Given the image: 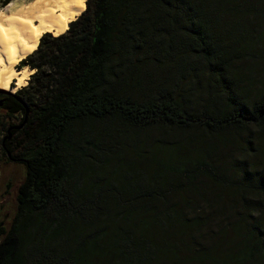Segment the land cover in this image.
Masks as SVG:
<instances>
[{
  "label": "trees",
  "instance_id": "obj_1",
  "mask_svg": "<svg viewBox=\"0 0 264 264\" xmlns=\"http://www.w3.org/2000/svg\"><path fill=\"white\" fill-rule=\"evenodd\" d=\"M84 4L0 92V264H264V0Z\"/></svg>",
  "mask_w": 264,
  "mask_h": 264
},
{
  "label": "bare ground",
  "instance_id": "obj_2",
  "mask_svg": "<svg viewBox=\"0 0 264 264\" xmlns=\"http://www.w3.org/2000/svg\"><path fill=\"white\" fill-rule=\"evenodd\" d=\"M84 3L85 0H13L6 5L8 14L0 12V89L7 90L12 82L15 89L26 85L31 70L15 67L36 49L42 34H62L84 10Z\"/></svg>",
  "mask_w": 264,
  "mask_h": 264
},
{
  "label": "rangeland",
  "instance_id": "obj_3",
  "mask_svg": "<svg viewBox=\"0 0 264 264\" xmlns=\"http://www.w3.org/2000/svg\"><path fill=\"white\" fill-rule=\"evenodd\" d=\"M10 1H13V0H10ZM29 1L30 0H20V2L22 3H27ZM1 2L2 0H0V12L2 11L3 13L8 14V11L5 10V7L9 2L6 4H1ZM49 35L53 37L51 33H49ZM263 65H264V60L261 61V66L260 68L257 69V72H254L256 75H260L262 79L264 78V66ZM25 68L29 69L28 67H25ZM15 69L19 70L20 68L16 66ZM32 72L33 71L31 70V73ZM28 78L29 76L27 77V79ZM26 83H27V80H26ZM13 85H14V82H12L9 85L10 88L8 87L7 90H5L4 92L11 93V90H14L12 93H15L19 88L23 87L21 86L15 89ZM0 116H1V111H0ZM11 122L15 123V121L13 120H11ZM23 176H24V167L21 164L15 163L13 161H9L4 155L0 154V225H3V226L7 225L13 215L15 194H16L18 185L23 179ZM210 237L211 235L207 237L209 241H211ZM212 239H214V237Z\"/></svg>",
  "mask_w": 264,
  "mask_h": 264
},
{
  "label": "water",
  "instance_id": "obj_4",
  "mask_svg": "<svg viewBox=\"0 0 264 264\" xmlns=\"http://www.w3.org/2000/svg\"><path fill=\"white\" fill-rule=\"evenodd\" d=\"M5 90L0 89V92H4Z\"/></svg>",
  "mask_w": 264,
  "mask_h": 264
}]
</instances>
